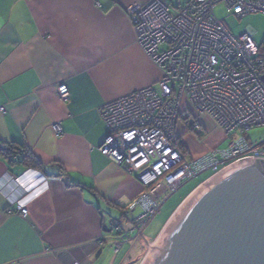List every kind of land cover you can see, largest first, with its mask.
Masks as SVG:
<instances>
[{
    "label": "crops",
    "instance_id": "crops-1",
    "mask_svg": "<svg viewBox=\"0 0 264 264\" xmlns=\"http://www.w3.org/2000/svg\"><path fill=\"white\" fill-rule=\"evenodd\" d=\"M148 2L0 0V139L26 146L43 166L11 165L0 156V264H98L112 247L111 222L140 214L128 208L144 187L99 150L109 133L99 108L161 79L131 23ZM63 84L65 101L57 94ZM199 121L202 139L178 127L188 158L226 140L211 117ZM29 169L47 177L48 186L26 202L25 216L10 214L39 180Z\"/></svg>",
    "mask_w": 264,
    "mask_h": 264
},
{
    "label": "built area",
    "instance_id": "built-area-1",
    "mask_svg": "<svg viewBox=\"0 0 264 264\" xmlns=\"http://www.w3.org/2000/svg\"><path fill=\"white\" fill-rule=\"evenodd\" d=\"M219 5L239 19L264 14V0H150L131 16L137 42L159 68L161 79L99 108L109 132L100 152L124 165L144 187L128 208L141 209L130 222L131 230L121 220L111 222L116 254L130 239L144 237L184 182L245 160H264V138L254 142L247 137L249 130L264 127V43H257L250 31L234 35L216 16ZM57 94L67 100V85L59 86ZM201 115L211 117L229 143L225 149L188 158L178 144V127L183 123L202 134ZM54 130L61 133V125L55 124ZM26 174L41 179L36 188L26 189L10 214L25 216L26 202L48 186L42 173L29 169ZM102 245L97 243L99 249Z\"/></svg>",
    "mask_w": 264,
    "mask_h": 264
},
{
    "label": "water",
    "instance_id": "water-1",
    "mask_svg": "<svg viewBox=\"0 0 264 264\" xmlns=\"http://www.w3.org/2000/svg\"><path fill=\"white\" fill-rule=\"evenodd\" d=\"M150 246L143 264H264V160L210 177Z\"/></svg>",
    "mask_w": 264,
    "mask_h": 264
},
{
    "label": "rangeland",
    "instance_id": "rangeland-1",
    "mask_svg": "<svg viewBox=\"0 0 264 264\" xmlns=\"http://www.w3.org/2000/svg\"><path fill=\"white\" fill-rule=\"evenodd\" d=\"M215 13L219 19L224 21L228 29L234 35H239L247 31H250L254 34V39L257 43L259 44L264 43V14H261V13L249 14L239 19L235 15H232L231 13H229L223 5L217 6L215 9ZM247 137H249L254 142L262 140L264 138V127H256V128L249 130L247 133ZM228 143H229V140L226 139L224 140V142H222L219 145L218 148L225 149L227 148ZM201 156H198V157H201ZM198 157H195V158H198ZM212 176H213L212 172L207 171L205 173L200 174L198 177L188 182H184L182 187L178 191L173 193L170 197H168V199L165 201V203L163 204L161 208V212L152 219V221L150 222V224L144 231V237L140 236V238L138 239L137 238L130 239L129 243L135 244L134 248H130V245L126 243V245L123 248H121L119 253L116 254L115 248L107 245L103 250V254L98 264H121V262L125 259V257L127 259L125 264H143L146 257L151 254L150 244L152 245L156 243V241L159 239L163 231L159 234V236L157 237L155 236L158 233V231L163 227L164 223L167 221L169 216L180 206V203H182L183 200L194 189H196L198 185H200V183L202 182L204 183L206 180H208ZM202 184L200 186H202ZM196 190L194 192H196ZM176 212H174V214ZM173 216L170 218V220L173 218ZM170 220L168 222H170ZM121 221L125 225L124 229L129 230L131 223L126 222L124 218H122ZM128 255L129 257H127ZM65 257H67L66 254L61 256V258L63 259Z\"/></svg>",
    "mask_w": 264,
    "mask_h": 264
},
{
    "label": "trees",
    "instance_id": "trees-1",
    "mask_svg": "<svg viewBox=\"0 0 264 264\" xmlns=\"http://www.w3.org/2000/svg\"><path fill=\"white\" fill-rule=\"evenodd\" d=\"M68 87V86H67ZM69 90V87H68ZM188 132H192L188 130ZM194 133V132H193ZM195 135L202 139L205 135L204 128L203 133L200 135ZM178 144L183 150V152L188 156V151L182 142V137L179 134ZM0 156L5 157L10 164H20L29 168H34L38 170H43L41 162L32 154V152L26 148L24 145L17 144L15 142H4L0 139Z\"/></svg>",
    "mask_w": 264,
    "mask_h": 264
},
{
    "label": "clouds",
    "instance_id": "clouds-1",
    "mask_svg": "<svg viewBox=\"0 0 264 264\" xmlns=\"http://www.w3.org/2000/svg\"><path fill=\"white\" fill-rule=\"evenodd\" d=\"M40 179H41V177H39V180ZM33 188H36V185ZM33 188H29V189H33ZM25 192H27V190H25ZM98 252H100V251H98Z\"/></svg>",
    "mask_w": 264,
    "mask_h": 264
},
{
    "label": "bare ground",
    "instance_id": "bare-ground-1",
    "mask_svg": "<svg viewBox=\"0 0 264 264\" xmlns=\"http://www.w3.org/2000/svg\"><path fill=\"white\" fill-rule=\"evenodd\" d=\"M206 181H207V180H206ZM206 181H205V182H206Z\"/></svg>",
    "mask_w": 264,
    "mask_h": 264
}]
</instances>
